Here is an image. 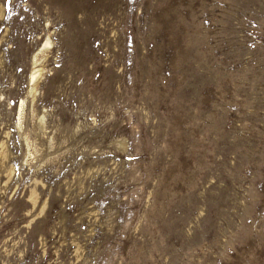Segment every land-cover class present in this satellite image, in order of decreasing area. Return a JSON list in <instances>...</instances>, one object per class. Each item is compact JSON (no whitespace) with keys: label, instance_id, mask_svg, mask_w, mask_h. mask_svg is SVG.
Instances as JSON below:
<instances>
[{"label":"rangeland","instance_id":"1","mask_svg":"<svg viewBox=\"0 0 264 264\" xmlns=\"http://www.w3.org/2000/svg\"><path fill=\"white\" fill-rule=\"evenodd\" d=\"M0 264H264V0H0Z\"/></svg>","mask_w":264,"mask_h":264},{"label":"bare ground","instance_id":"2","mask_svg":"<svg viewBox=\"0 0 264 264\" xmlns=\"http://www.w3.org/2000/svg\"><path fill=\"white\" fill-rule=\"evenodd\" d=\"M34 77H35V75H34Z\"/></svg>","mask_w":264,"mask_h":264}]
</instances>
